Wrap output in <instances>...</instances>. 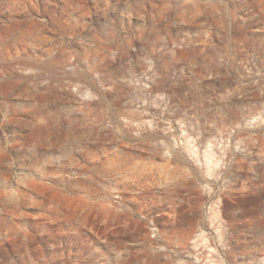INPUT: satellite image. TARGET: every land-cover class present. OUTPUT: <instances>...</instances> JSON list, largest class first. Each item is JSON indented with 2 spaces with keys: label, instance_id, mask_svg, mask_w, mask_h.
<instances>
[{
  "label": "rangeland",
  "instance_id": "374dc122",
  "mask_svg": "<svg viewBox=\"0 0 264 264\" xmlns=\"http://www.w3.org/2000/svg\"><path fill=\"white\" fill-rule=\"evenodd\" d=\"M0 264H264V0H0Z\"/></svg>",
  "mask_w": 264,
  "mask_h": 264
}]
</instances>
